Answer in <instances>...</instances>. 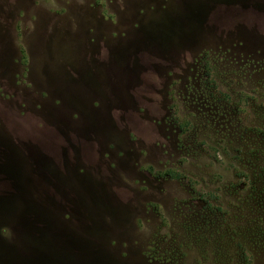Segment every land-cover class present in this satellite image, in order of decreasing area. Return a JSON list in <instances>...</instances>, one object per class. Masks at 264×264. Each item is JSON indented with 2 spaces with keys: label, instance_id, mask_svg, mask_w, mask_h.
<instances>
[{
  "label": "rangeland",
  "instance_id": "rangeland-1",
  "mask_svg": "<svg viewBox=\"0 0 264 264\" xmlns=\"http://www.w3.org/2000/svg\"><path fill=\"white\" fill-rule=\"evenodd\" d=\"M0 204L40 264H264V0H0Z\"/></svg>",
  "mask_w": 264,
  "mask_h": 264
},
{
  "label": "trees",
  "instance_id": "trees-1",
  "mask_svg": "<svg viewBox=\"0 0 264 264\" xmlns=\"http://www.w3.org/2000/svg\"><path fill=\"white\" fill-rule=\"evenodd\" d=\"M171 175L173 174L171 173ZM21 205L22 204L20 203V206ZM0 207H1V204H0ZM10 217L11 219H9V215H8V221L2 220V219L0 220V226H1L0 227V252L2 253V255H6L9 253L8 249H11L9 245L11 246L17 245L16 250L18 251V253L26 256L27 254H29L28 251L30 250L26 246H24V244L19 243L20 240L18 239L20 238V236L17 234L18 227H16V225L14 224L15 223L14 220H16L17 214H13ZM262 232H264V229H260V233L262 237H264ZM15 241H17L18 244H16ZM237 248H240L239 244H237Z\"/></svg>",
  "mask_w": 264,
  "mask_h": 264
},
{
  "label": "water",
  "instance_id": "water-1",
  "mask_svg": "<svg viewBox=\"0 0 264 264\" xmlns=\"http://www.w3.org/2000/svg\"><path fill=\"white\" fill-rule=\"evenodd\" d=\"M36 251V249L34 248ZM36 255V254H34ZM4 256V257H2ZM2 257V258H1ZM0 264H40L38 257L25 256L21 254L8 253L0 256Z\"/></svg>",
  "mask_w": 264,
  "mask_h": 264
}]
</instances>
